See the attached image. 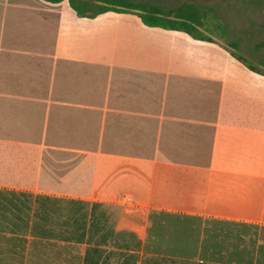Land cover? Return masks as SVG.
Returning a JSON list of instances; mask_svg holds the SVG:
<instances>
[{"label":"crops","instance_id":"1","mask_svg":"<svg viewBox=\"0 0 264 264\" xmlns=\"http://www.w3.org/2000/svg\"><path fill=\"white\" fill-rule=\"evenodd\" d=\"M221 51L223 60L200 49L177 60L150 58L153 72L194 62L197 72L182 104L151 89L112 96L114 102L106 95L100 106L90 97L65 106L151 114L152 128H164L167 122V127L183 130V160H201L192 156L189 139L200 148L206 137L201 130L208 129L205 165L176 164L156 153L114 156L108 185L101 192L91 184L87 188L93 189L83 190L78 184L93 174L90 164L71 165L68 159L63 171L61 159L52 168H61L56 174L48 167L52 162L44 145L0 135V264H264V74ZM47 171L57 183L47 180L52 178ZM122 181L133 182L134 188H125ZM121 194L134 199L118 200ZM37 195L87 202L83 228L73 234L31 233ZM22 201L29 207V219L27 231L18 232L13 203ZM92 221L101 231L91 232ZM81 223L77 217L75 224ZM116 233L129 234L128 241L121 246Z\"/></svg>","mask_w":264,"mask_h":264},{"label":"rangeland","instance_id":"2","mask_svg":"<svg viewBox=\"0 0 264 264\" xmlns=\"http://www.w3.org/2000/svg\"><path fill=\"white\" fill-rule=\"evenodd\" d=\"M139 1L163 8L184 2L211 7L207 27L214 43L145 28L131 15L79 18L66 1L0 0V135L44 145L46 159L52 162L48 167L56 174L61 168H52L61 159L62 168L68 159L70 164H90L93 174L78 184L83 190L93 189L87 188L91 184L101 192L106 187L103 184L108 185L114 156L150 157L156 153L160 159L176 164L205 165L210 130H201L206 137L200 148L189 139L192 156H201V160H183V130L167 127V122L160 130L152 128L155 122L151 114L87 112L81 107L65 106L85 101L86 97L100 106L106 95L114 102L117 100L112 96L150 93L151 89L160 98L168 93L172 96L170 102L179 105L192 89L196 65L167 66L168 70L153 72L148 67L150 58L177 60L199 49L221 60L222 49L232 52L264 74V45H260L264 42V0ZM207 63L213 65L214 61ZM143 98L149 97L145 94ZM68 149L71 155L64 154ZM84 154L89 157L82 158ZM51 173V180H47L55 184L58 179ZM121 184L134 188L130 181ZM126 199L134 198L131 194L118 198Z\"/></svg>","mask_w":264,"mask_h":264},{"label":"trees","instance_id":"3","mask_svg":"<svg viewBox=\"0 0 264 264\" xmlns=\"http://www.w3.org/2000/svg\"><path fill=\"white\" fill-rule=\"evenodd\" d=\"M44 1L52 4L66 1L69 8L79 18L93 19L99 15L107 13L116 15H132L147 28H156L164 31L181 33L193 40L213 43V40L208 34L211 30L207 27L213 9L211 7L204 8L191 2H184L175 7L163 8L158 4L139 0ZM260 45H264V42H260ZM230 54L242 63L248 70L262 74L253 66L249 65L242 57L237 56L232 52H230ZM8 146L9 145L4 147L8 150ZM37 151H39L38 148ZM69 151L71 150L68 149L64 154L71 155V152ZM72 164H74V161L71 165ZM62 169L65 171L66 168L63 167ZM34 199L35 209L33 210L31 218V233L42 234L56 232L62 234H73L79 232V229L83 228V220L87 217V202L66 198L49 197L45 195L34 196ZM60 203L61 206L59 205ZM95 206V204L92 205L91 212L94 210ZM13 207L15 209V230L18 232L27 231L29 207L26 204V201H22L19 204L13 203ZM77 217L82 220V223L79 226L75 224V219ZM90 228L92 229L91 232H94L97 228V226H93V221L90 224ZM96 231H101V229ZM115 236L120 238V245L122 246L125 241H128V239L125 240V236L129 237L130 235L127 233H116Z\"/></svg>","mask_w":264,"mask_h":264},{"label":"built area","instance_id":"4","mask_svg":"<svg viewBox=\"0 0 264 264\" xmlns=\"http://www.w3.org/2000/svg\"><path fill=\"white\" fill-rule=\"evenodd\" d=\"M128 201V199H126Z\"/></svg>","mask_w":264,"mask_h":264}]
</instances>
